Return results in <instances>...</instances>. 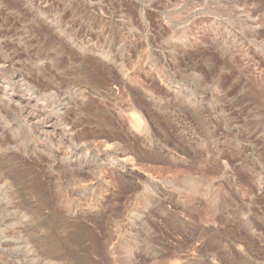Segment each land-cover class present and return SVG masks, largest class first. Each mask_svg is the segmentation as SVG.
I'll return each mask as SVG.
<instances>
[{
    "label": "rangeland",
    "instance_id": "rangeland-1",
    "mask_svg": "<svg viewBox=\"0 0 264 264\" xmlns=\"http://www.w3.org/2000/svg\"><path fill=\"white\" fill-rule=\"evenodd\" d=\"M0 264H264V0H0Z\"/></svg>",
    "mask_w": 264,
    "mask_h": 264
},
{
    "label": "bare ground",
    "instance_id": "bare-ground-1",
    "mask_svg": "<svg viewBox=\"0 0 264 264\" xmlns=\"http://www.w3.org/2000/svg\"><path fill=\"white\" fill-rule=\"evenodd\" d=\"M137 122V121H136Z\"/></svg>",
    "mask_w": 264,
    "mask_h": 264
}]
</instances>
